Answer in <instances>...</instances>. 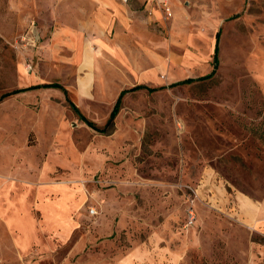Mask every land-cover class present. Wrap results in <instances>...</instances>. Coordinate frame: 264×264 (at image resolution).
<instances>
[{
	"label": "rangeland",
	"instance_id": "rangeland-1",
	"mask_svg": "<svg viewBox=\"0 0 264 264\" xmlns=\"http://www.w3.org/2000/svg\"><path fill=\"white\" fill-rule=\"evenodd\" d=\"M79 1L0 0V264H264V0H146L162 23L88 63L59 46ZM138 85L165 88L108 124Z\"/></svg>",
	"mask_w": 264,
	"mask_h": 264
},
{
	"label": "crops",
	"instance_id": "crops-1",
	"mask_svg": "<svg viewBox=\"0 0 264 264\" xmlns=\"http://www.w3.org/2000/svg\"><path fill=\"white\" fill-rule=\"evenodd\" d=\"M83 1V5H76L75 7H61L58 9L59 14L68 13L69 15H75L76 19L74 22H70L74 24V28L68 27L67 25L60 24V30L66 32V36L64 40L66 42L60 43L64 46H71L73 48H77L78 53V61L82 63H88L90 61H101L97 58V55L102 57L109 56L110 53L106 49L105 42L102 39L107 40V33H113L117 37L126 33L129 38H135L136 31L147 30L150 26H158L162 23L161 14L155 7H152V13L147 10L151 8V5L147 4L145 6L146 0H80ZM79 1V2H80ZM170 5L174 7L175 0H168ZM57 14V12H56ZM67 24V23H65ZM66 26V28H64ZM30 30L33 32H37L34 24H31ZM69 33V34H68ZM73 33V34H72ZM88 33L90 38H93L94 33H96V38L99 39L98 47L100 51L95 52L91 51L93 44L91 41H83V36ZM91 42V43H90ZM117 45V43H115ZM105 50V52H104ZM81 79L86 82V85L94 80L93 74L91 72H85L84 75L81 76ZM51 84V83H48ZM59 84V83H58ZM43 85V84H41ZM61 85V84H60ZM62 86V85H61ZM140 86V85H138ZM145 86V85H144ZM63 87V86H62ZM136 87V86H135ZM64 88V87H63ZM134 88V87H133ZM42 90H56L57 89H42ZM66 90V88H65ZM125 90V89H123ZM121 90L120 93L123 91ZM67 91V90H66ZM61 92V91H60ZM82 93H90L89 88H83ZM119 93V94H120ZM119 96V95H118ZM2 199H0L1 205ZM2 206H0V215ZM14 210L13 213L15 216L20 218L21 209L12 208L11 211ZM46 214L49 216H57L60 222H63L62 217L67 216V206L66 203L60 199L53 204H50L45 210Z\"/></svg>",
	"mask_w": 264,
	"mask_h": 264
},
{
	"label": "trees",
	"instance_id": "trees-1",
	"mask_svg": "<svg viewBox=\"0 0 264 264\" xmlns=\"http://www.w3.org/2000/svg\"><path fill=\"white\" fill-rule=\"evenodd\" d=\"M219 32H217L215 38H216V45H215V48H214V55H213V65H214V69H213V73L214 71L216 70V67L218 65V42H219ZM213 73L211 75H213ZM210 75V76H211ZM193 80L192 79H186L184 81H181V82H177L175 84H171L169 87L172 88V87H175V86H178V85H184V84H189V83H192ZM165 87H159V88H151V87H148V86H144V85H140V86H136L134 88H132L131 90H123L118 98L116 99L115 101V104L112 108V111L109 115V119H108V124L109 123H112L113 120L115 119L116 115L118 114L119 112V107H120V103H121V99L122 97L129 91H136V90H146L147 92L149 93H152V92H155V91H158V90H162L164 89ZM32 89H57L59 91H61L67 101V104L70 108V110L75 114V116L80 120L82 121L86 126H88L89 128L95 130V131H98L100 133H104L103 130H99L95 124L91 121H89L85 116H83L81 114V112L79 111V109L68 99V96H67V91L65 90V88H63L60 84L58 83H51V84H43V85H38V86H34V88Z\"/></svg>",
	"mask_w": 264,
	"mask_h": 264
},
{
	"label": "built area",
	"instance_id": "built-area-1",
	"mask_svg": "<svg viewBox=\"0 0 264 264\" xmlns=\"http://www.w3.org/2000/svg\"><path fill=\"white\" fill-rule=\"evenodd\" d=\"M166 13H167L168 15H171L169 9H166ZM31 32H33V30H31ZM33 33H34V32H33ZM92 212H93V210L90 211V213H92Z\"/></svg>",
	"mask_w": 264,
	"mask_h": 264
}]
</instances>
